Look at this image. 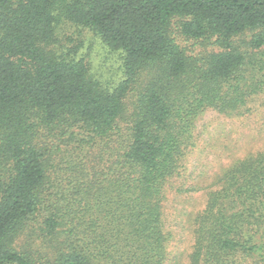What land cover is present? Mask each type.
Segmentation results:
<instances>
[{
  "label": "trees",
  "instance_id": "obj_1",
  "mask_svg": "<svg viewBox=\"0 0 264 264\" xmlns=\"http://www.w3.org/2000/svg\"><path fill=\"white\" fill-rule=\"evenodd\" d=\"M263 105L264 0H0V264H264V148L188 255L165 215L200 117Z\"/></svg>",
  "mask_w": 264,
  "mask_h": 264
},
{
  "label": "rangeland",
  "instance_id": "obj_2",
  "mask_svg": "<svg viewBox=\"0 0 264 264\" xmlns=\"http://www.w3.org/2000/svg\"><path fill=\"white\" fill-rule=\"evenodd\" d=\"M95 59H103L102 54L98 53ZM197 131L200 134L198 146L188 161L186 172V186L196 190L169 193L166 202V222L174 235L169 249L174 256L183 252L184 256L188 255L193 241L190 220L203 208L206 193L213 188L211 184L237 159L264 148V105L246 117L231 118L208 110L198 120Z\"/></svg>",
  "mask_w": 264,
  "mask_h": 264
}]
</instances>
